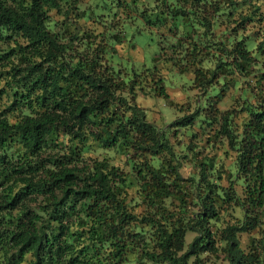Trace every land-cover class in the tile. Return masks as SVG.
Listing matches in <instances>:
<instances>
[{
	"label": "trees",
	"instance_id": "trees-1",
	"mask_svg": "<svg viewBox=\"0 0 264 264\" xmlns=\"http://www.w3.org/2000/svg\"><path fill=\"white\" fill-rule=\"evenodd\" d=\"M0 264H264V0H0Z\"/></svg>",
	"mask_w": 264,
	"mask_h": 264
},
{
	"label": "rangeland",
	"instance_id": "rangeland-1",
	"mask_svg": "<svg viewBox=\"0 0 264 264\" xmlns=\"http://www.w3.org/2000/svg\"><path fill=\"white\" fill-rule=\"evenodd\" d=\"M159 53L157 34L150 32L148 29H143L141 26L140 29L133 28L126 30V35L121 43V47L116 53L109 57V60L115 68H121L131 75L133 70L139 71L143 65L147 67L152 66L153 57ZM165 84L168 87L167 92L169 97L175 102L177 100V103H183L181 109L175 106V109L170 106H164L163 97L149 99L139 96L136 99L137 103L145 108L147 118L154 122L158 127L166 125V122L186 113L187 111H192L196 106L195 97L186 100L190 98L193 90L191 77L189 75L186 73H179L175 69H172L167 72ZM152 103L155 104L154 111L159 112L161 118H155L150 115V112L153 109ZM229 103V101H226L219 106L222 109H225L229 106ZM179 137L181 141L187 140V137ZM177 139L178 138H174V142L177 141ZM212 144H218L216 138H213ZM191 236L192 233L187 234V238H190Z\"/></svg>",
	"mask_w": 264,
	"mask_h": 264
}]
</instances>
